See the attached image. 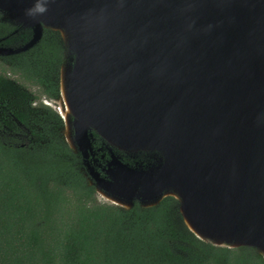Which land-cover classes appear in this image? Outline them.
<instances>
[{"label":"water","instance_id":"1","mask_svg":"<svg viewBox=\"0 0 264 264\" xmlns=\"http://www.w3.org/2000/svg\"><path fill=\"white\" fill-rule=\"evenodd\" d=\"M34 2L0 0L32 32L0 57L60 33L59 114L96 192L125 210L173 197L198 239L264 258V0H47L26 16Z\"/></svg>","mask_w":264,"mask_h":264},{"label":"trees","instance_id":"2","mask_svg":"<svg viewBox=\"0 0 264 264\" xmlns=\"http://www.w3.org/2000/svg\"><path fill=\"white\" fill-rule=\"evenodd\" d=\"M31 38L0 14V46ZM66 61L62 37L51 30L30 51L0 57V264H264L255 249L198 239L173 197L148 209L98 203L81 157L60 137L64 119L43 102L36 108L39 95L29 89L58 100ZM102 154L108 158L105 146Z\"/></svg>","mask_w":264,"mask_h":264},{"label":"rangeland","instance_id":"3","mask_svg":"<svg viewBox=\"0 0 264 264\" xmlns=\"http://www.w3.org/2000/svg\"><path fill=\"white\" fill-rule=\"evenodd\" d=\"M30 90H31V92H35L36 94H38L39 95V100L37 101V103H35V104H37L35 107L36 108H39V104L41 103V102H43V103H45V104H48V105H50L51 107H52V110L54 111V112H56V113H58L59 114V112H58V109H64V106H63V103L61 102V100L60 99H58V100H55V101H48V99L45 97V96H41V94L39 93V90L37 89V88H32V87H30L29 88ZM35 107L33 106V108L35 109ZM60 115V114H59ZM63 122H64V120H63ZM66 130H65V122H64V125H63V128L61 129V134H60V137H61V139H63L64 140V142L66 141ZM96 199H97V201H98V203H100V204H107V205H110V206H114V207H116L115 205H112L111 203H109V202H107L100 194H98V193H96ZM122 209V208H121ZM123 210H125V209H123Z\"/></svg>","mask_w":264,"mask_h":264},{"label":"clouds","instance_id":"4","mask_svg":"<svg viewBox=\"0 0 264 264\" xmlns=\"http://www.w3.org/2000/svg\"><path fill=\"white\" fill-rule=\"evenodd\" d=\"M47 0H35L33 6L25 10V15L29 17H35L36 15H42L46 12Z\"/></svg>","mask_w":264,"mask_h":264},{"label":"bare ground","instance_id":"5","mask_svg":"<svg viewBox=\"0 0 264 264\" xmlns=\"http://www.w3.org/2000/svg\"><path fill=\"white\" fill-rule=\"evenodd\" d=\"M58 112H60L64 118H66V120L68 119V116H69V111L66 112V109H58ZM102 195V194H101ZM104 196V195H103ZM105 200H107L108 202L110 203H114L112 200H110L109 198H107L106 196L103 197ZM116 204V203H114ZM118 205V204H116Z\"/></svg>","mask_w":264,"mask_h":264},{"label":"flooded vegetation","instance_id":"6","mask_svg":"<svg viewBox=\"0 0 264 264\" xmlns=\"http://www.w3.org/2000/svg\"><path fill=\"white\" fill-rule=\"evenodd\" d=\"M102 156V155H101ZM99 157V156H97ZM82 159V158H81ZM108 160V158H105V160L102 161L103 165L106 163V161ZM86 176V175H85ZM87 177V176H86ZM88 178V177H87ZM107 201V200H106ZM108 202V201H107ZM110 203V202H109Z\"/></svg>","mask_w":264,"mask_h":264}]
</instances>
